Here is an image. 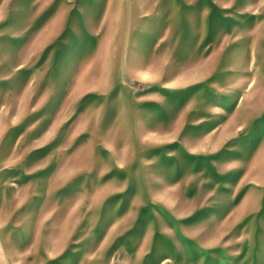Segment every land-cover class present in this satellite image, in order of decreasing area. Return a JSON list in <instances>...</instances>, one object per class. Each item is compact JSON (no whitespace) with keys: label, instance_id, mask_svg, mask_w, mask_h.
<instances>
[{"label":"rangeland","instance_id":"obj_1","mask_svg":"<svg viewBox=\"0 0 264 264\" xmlns=\"http://www.w3.org/2000/svg\"><path fill=\"white\" fill-rule=\"evenodd\" d=\"M0 264H264V0H0Z\"/></svg>","mask_w":264,"mask_h":264}]
</instances>
